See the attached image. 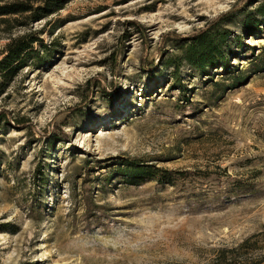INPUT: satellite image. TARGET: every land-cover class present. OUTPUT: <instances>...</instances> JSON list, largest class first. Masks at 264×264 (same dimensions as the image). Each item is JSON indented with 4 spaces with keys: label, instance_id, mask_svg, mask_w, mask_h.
Here are the masks:
<instances>
[{
    "label": "rangeland",
    "instance_id": "rangeland-1",
    "mask_svg": "<svg viewBox=\"0 0 264 264\" xmlns=\"http://www.w3.org/2000/svg\"><path fill=\"white\" fill-rule=\"evenodd\" d=\"M59 1L0 28L43 59L0 96V264H204L264 234V28H241L264 0ZM218 22L230 65L181 90L167 61ZM122 160L187 176L128 186Z\"/></svg>",
    "mask_w": 264,
    "mask_h": 264
},
{
    "label": "trees",
    "instance_id": "trees-1",
    "mask_svg": "<svg viewBox=\"0 0 264 264\" xmlns=\"http://www.w3.org/2000/svg\"><path fill=\"white\" fill-rule=\"evenodd\" d=\"M59 2L62 3L63 0ZM45 5V8H41V12L47 15L51 11L58 12L63 9V4L46 3ZM37 10L35 11L27 5L24 0H0V28L3 24H9V17L22 16L31 11H34L32 16L26 18L35 20L36 17H42V13ZM244 16L245 18L241 23V28L244 32H262L260 27L263 26L264 28V3H261L253 12L246 13ZM229 23L233 25L235 20L232 19ZM230 37L231 31L225 29L222 22H218L213 24L211 28L200 30L197 35L186 39L180 46L179 55L171 57L167 61V66L174 68L172 76L176 77L177 86L182 90L179 70L184 63L202 74L214 70V68H227L230 65L229 55H231L232 51ZM237 39L238 45H241V39L239 37ZM37 41L38 39H33L30 35H24L11 39L4 49L0 50V96L8 89L12 79L19 75L24 68L32 66V64H43L39 50L36 51L34 49ZM30 60L33 61L31 62ZM263 68L264 65H257L254 73L257 74ZM241 79L242 77L240 76H233L229 79L231 84L228 87L231 88L235 84L240 83ZM220 83L221 81H215L213 86H218ZM225 87L227 88V86ZM5 120L6 117L0 115V124L5 123ZM109 175L119 178L128 186H141L143 183L150 181L159 182L163 185H173L176 181L184 180L185 176H187L184 173L170 172L136 160L118 161L109 172ZM263 236V233L257 234L233 248H219L214 258L204 264H263L264 255L257 256V251L261 250L258 246L261 241L258 240Z\"/></svg>",
    "mask_w": 264,
    "mask_h": 264
},
{
    "label": "crops",
    "instance_id": "crops-1",
    "mask_svg": "<svg viewBox=\"0 0 264 264\" xmlns=\"http://www.w3.org/2000/svg\"><path fill=\"white\" fill-rule=\"evenodd\" d=\"M264 264V263H263Z\"/></svg>",
    "mask_w": 264,
    "mask_h": 264
}]
</instances>
